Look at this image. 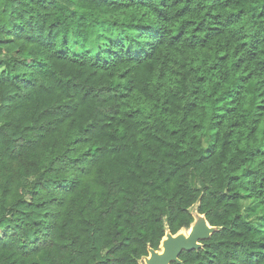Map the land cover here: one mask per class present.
Wrapping results in <instances>:
<instances>
[{"label":"trees","instance_id":"1","mask_svg":"<svg viewBox=\"0 0 264 264\" xmlns=\"http://www.w3.org/2000/svg\"><path fill=\"white\" fill-rule=\"evenodd\" d=\"M196 206L183 264H264V0H0V264H140Z\"/></svg>","mask_w":264,"mask_h":264},{"label":"water","instance_id":"2","mask_svg":"<svg viewBox=\"0 0 264 264\" xmlns=\"http://www.w3.org/2000/svg\"><path fill=\"white\" fill-rule=\"evenodd\" d=\"M197 214L199 223L194 228L191 227L194 231L190 232V236L185 235L184 231H181L177 235L167 233L161 243V250L156 251L150 249L149 256L143 258L145 264H183L180 260V256L183 252L202 249V242L208 240L217 229L210 226L204 215H200L198 212ZM193 215L195 218L194 213Z\"/></svg>","mask_w":264,"mask_h":264},{"label":"rangeland","instance_id":"3","mask_svg":"<svg viewBox=\"0 0 264 264\" xmlns=\"http://www.w3.org/2000/svg\"><path fill=\"white\" fill-rule=\"evenodd\" d=\"M193 213L195 214V222L194 224L192 225V227L194 228L198 223H199V219H198V214H197V206L195 208H193ZM189 230H185L184 233L185 235L187 236H190V232L194 231V229L191 228V230L188 232ZM161 250V249H160ZM140 264H145L144 260H142V262Z\"/></svg>","mask_w":264,"mask_h":264},{"label":"bare ground","instance_id":"4","mask_svg":"<svg viewBox=\"0 0 264 264\" xmlns=\"http://www.w3.org/2000/svg\"><path fill=\"white\" fill-rule=\"evenodd\" d=\"M183 231H185V230H183ZM189 232V231H188ZM180 233V232H179ZM188 235V234H187ZM162 250H163V248H162Z\"/></svg>","mask_w":264,"mask_h":264}]
</instances>
